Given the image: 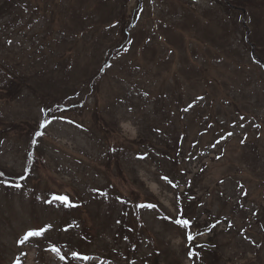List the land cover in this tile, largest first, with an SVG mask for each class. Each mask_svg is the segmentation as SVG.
Returning <instances> with one entry per match:
<instances>
[{
    "label": "rangeland",
    "instance_id": "374dc122",
    "mask_svg": "<svg viewBox=\"0 0 264 264\" xmlns=\"http://www.w3.org/2000/svg\"><path fill=\"white\" fill-rule=\"evenodd\" d=\"M1 5L0 264H264V0Z\"/></svg>",
    "mask_w": 264,
    "mask_h": 264
},
{
    "label": "trees",
    "instance_id": "16d2710c",
    "mask_svg": "<svg viewBox=\"0 0 264 264\" xmlns=\"http://www.w3.org/2000/svg\"><path fill=\"white\" fill-rule=\"evenodd\" d=\"M7 10L5 9V6L4 5H1L0 6V15L3 14L4 17H6L7 15ZM28 80V78H26ZM27 80H17V79H11L9 82H7V84L4 86V88H6L8 90V92H19L21 90V88L24 86V85H28L29 88H31L32 90L34 89L33 86L31 85L30 82H28L27 84ZM44 107H45V114L48 116L50 113H56L58 110H56V104H50L48 102V99H46V103L44 104ZM39 130L37 129L36 131V135H37V132ZM36 135L34 137L31 138V141H32V144H31V148H30V151H29V154L30 156L33 158L34 156V146L37 145V138H36ZM37 155L34 156V162L37 161ZM103 194V192H102ZM180 197V196H179ZM182 197L185 198V194L182 195ZM186 199V198H185ZM135 207L139 208L141 206V204L139 203H134ZM124 207L125 208H128V213L130 212V210L133 211V205L132 203H128L126 200L124 201ZM181 209V215L182 216H187L185 215V208L182 207V205L180 206ZM187 214L189 215V213L187 212ZM128 215V214H127ZM133 216V218L136 220L139 216L135 213H132L131 214ZM122 223V219L120 220V222H118L119 225H121ZM124 226V224H123ZM196 240V238L193 237V239H191L189 242H190V248L192 250V254L195 253L194 255H192V257H195L196 260H198V262L196 261L195 264H220L221 261H220V257L217 256V258L215 257V254H218L217 250H212L210 248H208L204 243L202 242H199V241H196V243H194ZM208 253V255H210L211 257L213 256V260L214 262H212L211 260V257L210 258H205V254ZM134 259H135V256H134Z\"/></svg>",
    "mask_w": 264,
    "mask_h": 264
},
{
    "label": "snow or ice",
    "instance_id": "6c2138e0",
    "mask_svg": "<svg viewBox=\"0 0 264 264\" xmlns=\"http://www.w3.org/2000/svg\"><path fill=\"white\" fill-rule=\"evenodd\" d=\"M49 123H51V121H45L44 122V124L45 125H47V124H49ZM38 135H42V133H37ZM165 179H167V178H165ZM16 187H19V185H15ZM54 199L55 200H59V201H62V202H64V203H68V197L67 196H55L54 197ZM69 206H71V205H69ZM141 207H155V205H151V204H149V205H141ZM176 223H178V224H181V225H183V226H188L189 224H190V221H188V220H184V219H179V220H177L176 221ZM50 227V226H49ZM47 229L46 228H42V229H39V230H30V231H28L26 234H25V236L23 237V239L22 240H20L19 242L21 243V244H23L24 242H26L30 237H35V236H41V235H43L44 234V232L46 231ZM189 240H191V239H193V237L191 236V235H189ZM55 251H59L58 249H54ZM193 254H195V253H193ZM74 255H77V254H75L74 253ZM84 259H88V257H84Z\"/></svg>",
    "mask_w": 264,
    "mask_h": 264
},
{
    "label": "water",
    "instance_id": "95a60500",
    "mask_svg": "<svg viewBox=\"0 0 264 264\" xmlns=\"http://www.w3.org/2000/svg\"><path fill=\"white\" fill-rule=\"evenodd\" d=\"M244 11V10H243Z\"/></svg>",
    "mask_w": 264,
    "mask_h": 264
}]
</instances>
